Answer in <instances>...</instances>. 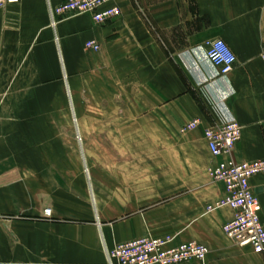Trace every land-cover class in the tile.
I'll use <instances>...</instances> for the list:
<instances>
[{
	"label": "crops",
	"instance_id": "1",
	"mask_svg": "<svg viewBox=\"0 0 264 264\" xmlns=\"http://www.w3.org/2000/svg\"><path fill=\"white\" fill-rule=\"evenodd\" d=\"M64 1L0 8V264H107L105 248L144 236L264 264L223 233L232 209L206 212L226 194L211 164L264 158V0H116L114 21L52 26ZM214 39L237 59L226 79L204 57ZM226 115L241 137L214 157L203 133ZM250 186L264 225V175Z\"/></svg>",
	"mask_w": 264,
	"mask_h": 264
},
{
	"label": "built area",
	"instance_id": "2",
	"mask_svg": "<svg viewBox=\"0 0 264 264\" xmlns=\"http://www.w3.org/2000/svg\"><path fill=\"white\" fill-rule=\"evenodd\" d=\"M19 0H0V8L6 4H17ZM116 0H65L55 8L49 7L52 26L54 17L68 15H89L95 25H103L118 19L121 11L115 5ZM204 57L213 71V79H226L237 64L235 54L221 39H214L204 44ZM100 45L95 41L84 43V50L98 52ZM264 62V44L259 55ZM199 124L194 120L182 127L181 132L193 130ZM212 156L229 155L239 142L241 127L231 115L217 118V122L204 130ZM79 140V139H78ZM208 173L213 181L224 184L225 196L214 205L208 206L206 212L228 207L235 213L222 230L223 233L240 247H250L254 253L264 252V225L261 218L263 210L257 200L250 180L264 175V158L237 163L231 159L213 163ZM44 217L50 218V210L44 211ZM170 238H153L144 236L116 244L105 254L107 264H181L196 261L203 264L208 249L196 242H187L170 246Z\"/></svg>",
	"mask_w": 264,
	"mask_h": 264
},
{
	"label": "water",
	"instance_id": "3",
	"mask_svg": "<svg viewBox=\"0 0 264 264\" xmlns=\"http://www.w3.org/2000/svg\"><path fill=\"white\" fill-rule=\"evenodd\" d=\"M264 190V189H263ZM259 191H256V193H258ZM7 230V232H8V234L10 235V236H12L13 237V235H12V233L8 230V229H6Z\"/></svg>",
	"mask_w": 264,
	"mask_h": 264
}]
</instances>
